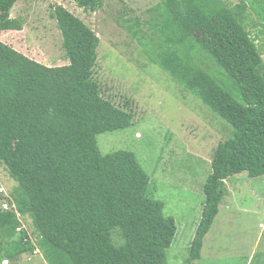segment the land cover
Wrapping results in <instances>:
<instances>
[{"label":"trees","instance_id":"obj_1","mask_svg":"<svg viewBox=\"0 0 264 264\" xmlns=\"http://www.w3.org/2000/svg\"><path fill=\"white\" fill-rule=\"evenodd\" d=\"M18 1L0 0V33L23 30L10 16ZM73 1L85 11L103 6ZM248 8L245 1L163 0L153 9L156 42L147 53L233 127L214 152L185 264L201 258L228 181L264 176V50L248 29ZM52 17L68 65L49 67L0 39V166L17 183L11 200L3 198L14 207H0V264L37 249L48 264H168L176 220L149 195L151 178L134 152L104 155L99 146L100 135L132 125L133 106L106 98L95 76L96 32L62 5Z\"/></svg>","mask_w":264,"mask_h":264},{"label":"rangeland","instance_id":"obj_2","mask_svg":"<svg viewBox=\"0 0 264 264\" xmlns=\"http://www.w3.org/2000/svg\"><path fill=\"white\" fill-rule=\"evenodd\" d=\"M162 1L103 0V6L91 12L73 0H19L10 16L22 20L23 30L1 32L0 39L54 67L69 64L61 31L52 17L56 5L96 32L101 42L95 76L106 98L116 105L130 101L134 113L129 128L99 136L100 150L104 155L122 150L137 155L151 178L149 195L164 203L165 215L177 223L176 239L167 250L168 264H185L202 219L203 186L212 173L214 152L219 143L232 137L233 127L147 53L156 42L151 28L153 9ZM224 1L230 6L245 1L250 6L248 29L264 50V34L259 32L264 29V0ZM16 185L6 166H0V207H14L3 198L11 200ZM22 228L34 241L29 219H22ZM2 264L48 263L37 249L33 255ZM195 264H264V176L253 178L245 172L228 181V195Z\"/></svg>","mask_w":264,"mask_h":264}]
</instances>
